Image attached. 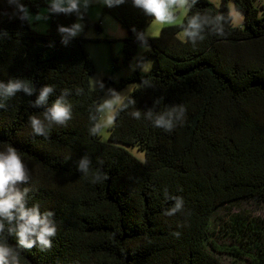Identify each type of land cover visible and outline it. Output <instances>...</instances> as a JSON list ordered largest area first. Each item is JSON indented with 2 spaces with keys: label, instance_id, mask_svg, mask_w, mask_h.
Masks as SVG:
<instances>
[{
  "label": "trees",
  "instance_id": "16d2710c",
  "mask_svg": "<svg viewBox=\"0 0 264 264\" xmlns=\"http://www.w3.org/2000/svg\"><path fill=\"white\" fill-rule=\"evenodd\" d=\"M231 1L243 13L241 25L234 23ZM255 1L224 0L219 6L196 0L182 23L148 36V49L138 57L143 41L136 33L153 18L130 0L103 6L128 32L122 58L109 41L113 65H131L137 57L133 73L106 81L114 89L138 82L116 106L105 141L89 132L101 115L95 107L104 92L91 85L95 65L86 40L74 37L65 44L58 31L75 23L76 15L47 13L49 28L41 33L15 15V4L0 0V81L31 79L36 88L31 96L21 91L3 101L0 150L14 145L20 151L30 170L29 203L53 211L57 225L52 247L20 249L21 264H227L219 253L264 264V218L230 211L215 225L222 207L264 204V12ZM23 2L33 11L47 7L45 0ZM197 13L211 22L203 39L185 42L180 32ZM151 57L156 66L142 72L140 62ZM45 84L55 92L48 103L34 106ZM64 90L72 118L45 135L34 134L29 117L43 118ZM169 109H176L171 132L144 116ZM134 110L140 119L130 115ZM85 155L91 160L88 176L77 168ZM97 171L107 179L93 183ZM179 198L183 206L167 214ZM0 238L15 247L14 235Z\"/></svg>",
  "mask_w": 264,
  "mask_h": 264
},
{
  "label": "clouds",
  "instance_id": "9594fccd",
  "mask_svg": "<svg viewBox=\"0 0 264 264\" xmlns=\"http://www.w3.org/2000/svg\"><path fill=\"white\" fill-rule=\"evenodd\" d=\"M96 2L114 8L125 4L128 0H45L47 13L75 14L77 17V21L69 26H58L63 43L67 44L83 30L85 13ZM130 2L143 14L153 18L155 31L145 29L136 33L137 38L143 41L141 47L144 48L147 45L149 35L158 34L159 28L163 25H171L177 22L176 10L178 8H191L196 0H130ZM8 3L16 5L14 13L19 19L27 21L35 30H38L35 27V22L41 21L45 17L44 15L41 13L34 15L23 0H8ZM212 19L220 20V17ZM210 22L206 15L199 13L191 15L187 18L180 38L185 42L190 39L194 40L198 36L203 39L201 33L204 25ZM140 68L142 72H148L151 68V62H140ZM144 83L148 84L149 82L146 80ZM21 91L29 96L36 92L33 81L25 78H14L7 82L0 81V108L4 107V100ZM54 92L53 85H43L32 104L34 106L45 105ZM67 96L68 90H64L50 107L45 109L43 118L38 114L29 117V123L34 134L45 135L53 124L63 125L72 118V104L68 101ZM134 103V100L128 101V104ZM128 104H125L124 107H127ZM117 111L118 109L114 110L113 104L109 101L97 105L95 112L103 114L104 118L97 120L96 115L92 116V119L97 120V122L89 129L90 134H101L103 128L112 125ZM174 111L176 109H169L154 117L152 111L148 110L144 116L152 121L153 127L163 128L165 131L171 132L174 127L172 120ZM180 111H184L183 106L180 107ZM130 115L140 119L142 113L139 110H134ZM90 167L91 160L87 155L81 157L77 162L78 170L85 176L89 175ZM91 179L95 183L107 179V176L97 171ZM29 180L30 170L20 151L14 145H9L0 150V234L7 232L8 235H14L16 239V245L12 247L5 239L0 238V264H21L20 249H32L34 246H38L41 250L51 248L52 238L57 234V225L53 219H50L54 212L51 210L42 212L38 203H29V192L31 191L30 187L27 186ZM182 206L183 200L179 198L176 200L175 207L168 210L167 214L171 215Z\"/></svg>",
  "mask_w": 264,
  "mask_h": 264
},
{
  "label": "rangeland",
  "instance_id": "374dc122",
  "mask_svg": "<svg viewBox=\"0 0 264 264\" xmlns=\"http://www.w3.org/2000/svg\"><path fill=\"white\" fill-rule=\"evenodd\" d=\"M212 1L217 3L219 6L224 2V0ZM255 2L256 5L261 9V12H264V0H256ZM103 6L104 5L101 3L96 2L89 7L88 11L85 13L86 18L84 17L83 19V30L76 37L85 38L86 41L84 45L94 62L95 72L91 75L90 81L93 88L102 89L104 92L103 96L101 97L100 104L104 103L105 101H109L113 104V109L115 110L116 106L122 103L124 98L138 85V82H131L121 89H114L107 83L106 80L109 79L112 83L119 82L122 77L133 73L136 68L137 57L142 55L143 52L148 49V46L146 45V47L142 48L141 44H139L138 55L135 57L131 65H125L123 62H121L119 66L115 67L111 58V43L109 41H112V48L114 52L122 58L123 43L128 32L127 29L123 27L112 15L104 11ZM230 7L232 8L234 23L236 25H241L244 18L243 13L236 8L233 1L230 2ZM30 11L34 15L41 13L45 16L41 21L35 22V27L38 29L36 31L46 33L50 23V17L47 15V7L40 6L37 11ZM187 11L188 8H178L176 10L177 22L174 24L182 23ZM96 23H100V28L95 25ZM164 26L167 25L161 26L159 28L158 34ZM146 29L149 31H155L153 28V19L150 21ZM158 34L149 36H155ZM141 62H151V68L148 72H150L156 66L155 59L152 57ZM103 118L104 116L101 114L99 120ZM110 127L111 125L102 129L101 136L105 141L109 139L111 131ZM134 152L143 158L144 152L138 151L137 148L134 150ZM239 210L249 213L251 216H259L260 218H264V204L256 205L252 202H243L239 206L233 207L231 209L228 206L220 208L217 211L215 217L216 228L219 226V224H221L220 222H222L223 218H225L230 211L235 212ZM217 240L218 242L225 244H231L233 242L231 238L224 237H217ZM219 255L227 264H250L249 259L246 257L231 256L227 253H219Z\"/></svg>",
  "mask_w": 264,
  "mask_h": 264
}]
</instances>
